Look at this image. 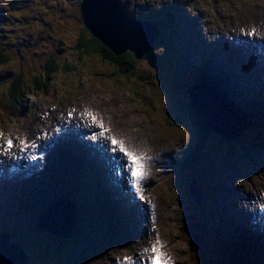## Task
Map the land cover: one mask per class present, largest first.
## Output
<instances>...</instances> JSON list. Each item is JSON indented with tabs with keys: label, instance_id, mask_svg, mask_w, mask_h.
<instances>
[{
	"label": "rangeland",
	"instance_id": "obj_1",
	"mask_svg": "<svg viewBox=\"0 0 264 264\" xmlns=\"http://www.w3.org/2000/svg\"><path fill=\"white\" fill-rule=\"evenodd\" d=\"M10 2L11 0H0V50L7 54L0 57V102L4 101L8 106L1 103L0 105L3 108L15 106L14 109L18 113H22L15 112L17 115L9 117L0 110V128L5 132L0 134V147L3 148L0 156L12 155V159H16L19 152H24L20 147L27 136L35 138L39 128L56 123V127L59 129L58 122L62 120L66 125L75 129L72 130L75 136H69V133H66L67 139L65 140L77 149L76 143L83 144L82 140L87 137L92 140V143L94 142L95 148L102 143L94 139V134L90 135L92 128L97 127L93 131L98 132L99 126L105 127V130L112 127L116 138L120 135L123 139L122 142L125 141L126 147L133 149L137 154V151L141 153L140 156L145 162L141 187L143 188L145 185L152 193L151 200L156 208L154 212L148 214L153 216L156 212L152 228L150 225L147 227L146 218H142L139 235L135 236L137 240L133 244L122 247L124 226L127 227L130 224H133L130 226H136L137 222L135 221L147 213L144 210H139V205H137L138 215L134 216L133 212H131L132 216L129 215L125 194L127 189L123 186V183L129 185V168L126 169V182L124 179L116 181L115 188L109 185L110 190L115 195L117 194L113 195L117 201L108 197L110 201L108 205L112 206L116 218L123 216L122 223L117 225L115 221H110V227L105 229L97 221H90V215L81 210L77 238L52 236V239L58 240L59 245L62 246L60 249L63 251L65 245L71 248H79L78 244L83 248L88 246L87 251H81L79 252L80 256L77 255L80 258L79 262L72 264H109L115 262L119 255L125 254V251L134 255L125 261L138 262L140 260L138 256L147 254L145 264H148L150 248L147 246L150 239L154 242H161L171 264L185 263L186 257L183 254L187 244L179 238L180 222L176 220V210L181 207L172 200L184 197L177 196V189L174 186H169L172 182L173 171L171 169H175L172 162L176 158H180V155L187 156L181 158H184L183 160L188 163L187 168H191L201 181V187H198L195 181L190 184L192 197H196L197 201L195 202L192 198L194 203L191 204L188 196L183 201H185L184 206L189 207L195 214L197 223H199V219L202 220L204 217L207 219L202 227L204 235L213 238L216 233L214 239L217 240L218 235L227 233L224 230L227 225H223L222 215L220 219L215 216V214H220V211L213 210V200L214 205L220 202V206L228 205L231 210L236 208L242 210L243 206L247 205L251 207L252 202L259 199L264 201V152L260 153L259 158L249 167L245 164L246 153L242 150L244 144L248 145L249 141L259 132V127H248L245 136L232 140L226 135L218 134L219 132L215 130H209L205 139L198 140L199 131L196 127L199 128L201 125L193 123L194 117L187 110L189 106L188 90L193 88L190 86L192 82L186 83L187 80L195 78L192 71L201 72L206 68L204 62L207 54L208 57L213 56L216 62L231 60L237 54L243 55L240 59V72L244 74L247 70L245 63H249L250 57L246 50L249 48V43L253 41V37H248V35L250 28H257V25L264 24V0H124L123 3L126 4L130 15L139 17L140 19L137 18L139 20L155 22L161 31L158 36H154L156 41L154 44L152 43L154 56L145 55L137 58L133 67L128 70L129 72L121 70L120 67L118 68L97 54L87 53L84 48L77 47L79 38L82 36L84 39L85 37L83 33L87 34V38L92 35L78 18L81 0H25L19 1L16 5L17 8H9ZM3 19H5L4 22H2ZM263 27L264 25L261 28ZM97 30L106 37V29L98 27ZM135 37L142 39L138 34H135ZM126 38L130 40L131 36L127 35ZM143 38L144 40L148 39L144 36ZM114 42L119 45L120 39L114 40ZM148 42L151 47L152 41L148 40ZM209 46L213 48H209ZM147 47L144 45L142 50ZM129 53L127 50L124 52L128 55ZM136 54L142 55L140 52ZM48 55L57 58L61 66L65 63L66 67L57 70L56 73H51L47 78L44 76L47 72L43 70L42 64L45 63ZM253 66L259 68L255 61H253ZM8 69L14 70L13 75L15 76L25 71L22 78L27 83L32 84L36 78L37 83L42 87L38 85L31 87L25 96H21L20 93L15 94L17 90L13 87L9 88L10 84H8L13 78L11 79L9 75L3 76ZM84 71L88 72L89 77ZM260 73L262 77H258L256 80L250 79L248 84L252 88L249 89L253 90L264 86V70H260ZM260 73L258 72L259 75ZM40 75L42 76L41 80L39 79ZM43 81L45 85L41 83ZM242 82L239 81L240 84ZM208 84L202 83L200 86L207 88ZM14 95H19L21 104H13ZM256 102L258 103V100ZM18 105L21 107L24 105L25 109L19 108ZM237 105L241 106L242 102H238ZM174 106L182 107L181 111L173 110L178 112L176 115L169 113ZM230 108V104L226 101L222 110L227 112ZM68 112H71L73 116L68 115ZM90 112L94 118H98L97 122L86 123ZM168 117L173 119H167ZM241 117L234 111L233 118L235 120L241 121ZM77 121H85V123L78 127ZM98 124L100 125L98 126ZM261 125L262 129L260 130L264 133V121L261 122ZM222 130L229 132L227 129ZM59 135L55 134L51 140L46 139L43 143V149H46L47 145L54 147L57 157L52 153L49 164L42 167L44 170L42 175L28 179L29 182L26 185L18 184L21 177L8 179L0 175V219L5 218L7 225L14 226L17 221L18 218L11 219L5 217V214L8 216V212L12 213L16 210L18 194H23L21 199L30 198V202L35 201L36 203L35 206L33 204L25 206L26 213L20 211V214L24 215L21 222L22 230L26 229V231L31 230L30 232H32L31 226L37 220L33 219V215L38 214L37 216H39L42 213L47 207L45 204L51 202L49 197L51 195L53 197L59 185L57 178L50 174V172L52 173L50 170L51 161L57 162L60 168L66 172L61 174L64 177L62 184H68L67 171L76 172V165L67 157L66 151H64L65 147L63 144L61 145L62 136ZM6 138L14 139L15 146L6 147ZM33 138L27 142L28 145L32 143ZM108 138V135H105V141ZM63 143L67 144L65 141ZM186 145L193 149L202 148V155L198 156L194 163H191L189 158L190 152H182L185 151L183 146ZM228 146L232 147V155H230L232 159L229 157L228 161L218 163L223 157L227 158ZM169 155H171L170 159H168ZM85 156L87 159L89 158L87 155ZM123 156L125 162H121L120 166L125 169L129 166V160L126 155ZM43 159L36 165H39ZM100 161L101 164L105 163L106 165V172L103 171L100 174V181L107 184L108 180L105 181V176L114 178L115 175L111 173L107 159L101 158ZM88 165L91 167L92 164ZM30 169L34 170L35 168ZM115 169L116 165H114L113 171ZM164 173H167L165 175L167 184L164 183L162 177ZM30 174L31 170H28L22 176ZM51 176V186H49L47 181ZM42 179L46 183L43 184ZM92 180V177L88 179L90 184H93ZM34 181L41 182L40 186H47L43 190L33 192L29 185ZM181 182L178 180V183ZM18 187H22L24 192L17 190ZM183 190L187 189L184 187ZM202 190L208 199L206 202L204 198L200 197ZM244 190L246 191L244 192ZM129 196L135 199L129 201L131 204H138L142 201L133 194H129ZM119 205L124 208L122 213L114 208L116 206L118 209ZM28 209H31L32 213H29ZM173 211L175 215L172 219ZM211 212H213V218L210 216ZM126 214L132 218L130 221L128 217L124 216ZM189 218L187 216V219L183 221L188 222ZM239 221H244L243 217L239 216ZM51 222L60 226L54 218ZM183 225L182 228H184ZM213 225L216 226V230H213ZM96 227L99 229L95 230ZM219 228H222L223 232ZM235 229L237 233L242 232L243 234L242 229ZM145 233L146 237L141 240L142 234ZM245 233L248 234L250 240L264 244V239L257 236V233L246 231ZM38 235L39 238L43 236L48 238V235L41 234V231H38ZM201 236L199 231L195 238L197 245L201 243ZM41 245L43 249L37 253L36 261L31 260V264H62L54 257V253H51L54 252L53 247H45L43 238ZM36 249L34 247L28 253ZM59 252L62 251L59 250ZM14 253L13 250H8L6 255L3 252L1 260L7 264L12 260ZM85 253L87 254L85 255ZM18 255L20 254L18 253ZM57 256L59 258L61 254ZM112 258H114L113 261ZM83 259L87 263H82ZM69 260L67 259L63 264H70L67 263Z\"/></svg>",
	"mask_w": 264,
	"mask_h": 264
},
{
	"label": "water",
	"instance_id": "obj_2",
	"mask_svg": "<svg viewBox=\"0 0 264 264\" xmlns=\"http://www.w3.org/2000/svg\"><path fill=\"white\" fill-rule=\"evenodd\" d=\"M81 16L86 28L118 55L124 53L126 50H131L136 58H141L144 54L151 52L152 43L155 41L154 36L159 35V31L155 24L134 20L128 17L124 6L120 5L116 0H83L81 4ZM98 27L107 30L106 37L97 30ZM135 30L137 31L132 33V31ZM144 31V37L152 41L151 47L147 39L144 40L143 37H140L142 39H137L135 37V34L141 35ZM127 35L131 36L130 40H120L119 45L114 42V40H118L122 37L126 38ZM134 41L142 43V47H137L136 44L133 43ZM144 45L148 47L142 50ZM135 52H140L142 55L136 54ZM217 93L218 90L213 91L212 89H206L200 85H198V87H193L190 98L196 113L204 119L208 129L215 130L222 136L226 135L231 140L244 136L246 123L243 116L241 117L239 110H237L230 101L227 102L230 104L231 108L227 112H224L222 108L226 100H219ZM234 111L242 118L241 121L233 118ZM213 115L214 118H216L215 120L218 121L217 124L214 122ZM225 119L229 122L227 123ZM222 129H227L229 132H224ZM48 211H50V209H48ZM65 213L67 214V210ZM2 250L0 245V260L4 251ZM16 252L18 255L19 252ZM4 253L6 255L7 251H4ZM19 261H21L22 264H26V260H24L21 255H18L15 262L9 261L7 264H19ZM0 263L5 264L3 260H1Z\"/></svg>",
	"mask_w": 264,
	"mask_h": 264
},
{
	"label": "trees",
	"instance_id": "obj_3",
	"mask_svg": "<svg viewBox=\"0 0 264 264\" xmlns=\"http://www.w3.org/2000/svg\"><path fill=\"white\" fill-rule=\"evenodd\" d=\"M19 1L22 2V0H11L8 7L9 8H11V7L15 8L16 5L19 3ZM74 17L76 18V15H74ZM78 18H80L82 21L81 15H79ZM84 28H85V26H84ZM85 30H87V29L85 28ZM83 35H85L84 39L82 38V36L79 38V41L77 44L78 48H84V51L87 53H94V54L99 55L101 58L108 60L109 62L116 65L118 68L120 67V69L123 71H128L131 67H133V64L137 60V58L134 56L133 52H130L129 55L124 54V53L118 55L109 46L104 44L98 38H95L92 35L87 38V34L83 33ZM45 38H48V37L45 36ZM24 44L26 45V43H24ZM4 55H7V54L5 52H2V50H0V57H3ZM8 59H11V58L8 57ZM65 67H66L65 63L61 66L60 62L57 60V58H55L52 55H48L47 60L45 61V63L42 64L43 70H46V72H47V74H44V76L47 78L49 77V75L51 73H56L57 70L64 69ZM13 72H14V70L8 69L5 71L3 76L7 77L9 75L11 77V79L13 78L11 81L8 82V84H10L9 88L13 87L17 90V93H15V94L20 93L21 96H25L27 91L31 87L33 88L35 85L40 86V84L37 83L36 78L33 80L32 84L27 83V81H25L22 78V75L25 74V71L18 73L16 76L13 75ZM199 73L202 74L201 78L203 80L212 81V79L210 78V76L208 74V73H211V70L208 67H206L203 71H201ZM41 78H42V76L40 75L39 79L41 80ZM41 83H43L45 85L44 81ZM40 87H42V86H40ZM12 101L14 102L13 104H18V103L21 104L19 95H14ZM0 103L5 105V106H8L4 101L0 102ZM242 106L245 110L252 113L253 117L254 116L260 117L261 113L264 112V108L261 109L262 107H260L259 110L257 111L253 105L247 104V105H242ZM0 107H1V105H0ZM18 107L21 108L20 105H18ZM4 109H6V108H4ZM179 110L181 111L182 109L179 108ZM187 110L190 112L191 116L194 117L193 123L194 122L200 123L199 125L202 126L203 120L198 114L195 113L193 107L188 106ZM201 126L199 128L196 127L197 130L199 131L198 135H197L198 140H203L206 138L205 137L206 134H203V133H205V127L202 126V130H201ZM261 148L264 149V136H261L258 139V137L255 135L249 141L248 145L245 147V153H246V155L253 156L256 153H259ZM230 155H232V154H230ZM191 159L193 161L196 160V158H193V156L191 157ZM189 177L190 176L187 177V181H186L187 184L189 181ZM174 186L179 188V189L182 188V186L180 184H177V183H175ZM187 193L189 194V190H187ZM184 204H185V201H182L183 206L179 210V212H180L179 218H180V220L187 219V216H189L190 218L188 219L189 220L188 222H184L182 220V225L184 223V225H183L184 228L181 227L183 232L179 231V233L182 234L181 236H183L187 239L188 249L185 251V254L187 256V261L190 264H204L203 252L200 250L199 246L195 243V241H196L195 238L197 237V234L199 233V230H198L197 225H196L197 222L195 221L196 217H195V214L191 211V209H189V207H187V206H184ZM37 238L38 237L36 236V239Z\"/></svg>",
	"mask_w": 264,
	"mask_h": 264
},
{
	"label": "bare ground",
	"instance_id": "obj_4",
	"mask_svg": "<svg viewBox=\"0 0 264 264\" xmlns=\"http://www.w3.org/2000/svg\"><path fill=\"white\" fill-rule=\"evenodd\" d=\"M136 31L137 30L132 31V33H135ZM91 34H92V36H94L93 33H91ZM259 34H260L259 38H255V40L253 42L249 43V53H250V65H249V68H250V70H252V73H253V69L264 70V64L262 66H260L258 64L259 68H255L253 66V61H254L253 54L259 55V56H263L264 55V27L263 28L260 27ZM144 35H145V31L142 32L141 35H139V37H143ZM120 40L121 41H128L127 38H124V37L120 38ZM133 43H135L137 47H142V43H140L139 41H134ZM127 51L132 52L131 50H127ZM236 57H237V59L240 60L243 57V55L237 54ZM92 122H96V121L92 118V115H91V112H90V114L87 116L86 123L91 124ZM226 122L228 123L229 121L226 120ZM84 123H85V121H81V122L77 121L78 127H80L81 125H84ZM56 124L55 125H51V126H43V127H41L39 135H43V134L49 135V134H54L56 132L65 131V132L69 133V136H73V137L75 136L74 133L72 132V130H75V129H72L71 126L66 125L64 120H62L61 122H58L59 129L56 127ZM70 128H71V130H70ZM73 137H71V138H73ZM37 145H38L39 148L42 147L40 142L37 143ZM83 145L85 146L86 152L89 153V155H91V156L92 155L95 156L96 160L99 161L101 158L106 159L104 156L99 154V152L97 151V149L93 145L92 140L90 138L87 137L85 139V142L83 143ZM109 157H112V155L109 154ZM140 171H141V169H140ZM77 172H79V171H76V173ZM3 174H9L8 170L5 169ZM7 177L10 178L9 175H7ZM125 178H126V176H124V173H123L122 177H120V180H123V179L125 180ZM106 179L108 180L107 183L109 182L108 186L111 185V183H115L116 182L115 180L114 181H109L108 177H106ZM5 182L9 183L8 181H5ZM123 186L127 189V190H125V194H126L127 198L130 197L129 194L132 195V193L129 191L126 183H123ZM127 191H128L129 194L127 193ZM245 191L246 190H244V192ZM104 193L107 194L106 191H105V188H104ZM101 195L103 196V193H101ZM141 203H143V202H141ZM69 204H70V197H67V204H66L67 207H66V209L69 208ZM138 205H139V207H138L139 210L140 209L142 210V207H144V208L146 207L145 204H143L141 206V204L138 203ZM128 207H129V205H128ZM227 211L229 213V208H227ZM131 212L132 211L129 208V215L130 216H132ZM233 213H234L233 214V216H234L233 218L236 219V220L239 218V216H241L248 223L253 222L254 225L257 226L258 228H260V227L264 228V207L262 208L259 205H256L255 207H253V209H251L250 206L247 207V208L243 207L242 210H239L237 208L236 212H233ZM45 215H46L47 218H49V220H48L47 223L42 225L41 234L44 235V233H45L47 235H54L55 233H59V234L64 235V236L69 235V230H68L69 216L65 213V211H64V209H62V207L57 208L55 211L46 212ZM52 218H54L60 224V226L56 225L55 223L52 224V222H51ZM92 221H94V222L97 221L98 223H102V220L101 219H97V218H93ZM141 225H142V217L140 219H138V223H137L136 226H131L130 228L132 230H137L138 231L141 228ZM230 230H233V227ZM237 235L238 236H242V232L237 233ZM209 245L211 246V248H213L215 251H217L221 256L223 255V253L221 251H218L214 247V245H212V238L211 237H209ZM4 251H7V248H4ZM17 257L18 256L16 254H14L12 256V260L13 261L12 260H10V261L11 262H15ZM19 264H22L21 261H19ZM26 264H28L27 261H26ZM119 264H128V263L125 262V263H119ZM135 264H144V262H139V263H135Z\"/></svg>",
	"mask_w": 264,
	"mask_h": 264
},
{
	"label": "snow or ice",
	"instance_id": "obj_5",
	"mask_svg": "<svg viewBox=\"0 0 264 264\" xmlns=\"http://www.w3.org/2000/svg\"><path fill=\"white\" fill-rule=\"evenodd\" d=\"M11 143H12L11 140H9L8 141L9 147H11ZM112 143L116 144L117 141L113 140ZM127 155L130 156L133 159V161H137L138 159H140L139 157L133 156V154L130 152L127 153ZM136 167L137 169H139L141 166L137 164ZM139 174H140L139 171L133 172V175H139ZM152 251L156 253V255L152 257V264H164V261L162 259L163 254L158 251V248L155 245L153 246Z\"/></svg>",
	"mask_w": 264,
	"mask_h": 264
},
{
	"label": "clouds",
	"instance_id": "obj_6",
	"mask_svg": "<svg viewBox=\"0 0 264 264\" xmlns=\"http://www.w3.org/2000/svg\"><path fill=\"white\" fill-rule=\"evenodd\" d=\"M118 1H120V2H123V0H118ZM206 66L209 68V69H211V67H213V63L212 62H208V63H206ZM210 83L213 85V84H218V83H216V81H210ZM202 126L204 127L205 126V122H203V124H202ZM245 133H246V130H245ZM261 135H262V132H258L257 134H256V136L258 137V139L261 137ZM244 136H245V134H244Z\"/></svg>",
	"mask_w": 264,
	"mask_h": 264
}]
</instances>
